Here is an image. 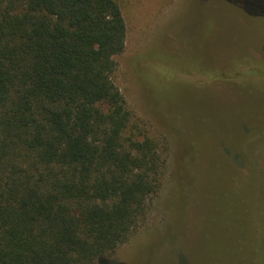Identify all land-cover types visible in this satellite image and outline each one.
Listing matches in <instances>:
<instances>
[{
	"label": "trees",
	"instance_id": "obj_1",
	"mask_svg": "<svg viewBox=\"0 0 264 264\" xmlns=\"http://www.w3.org/2000/svg\"><path fill=\"white\" fill-rule=\"evenodd\" d=\"M125 41L115 0H0V264H97L144 221L165 146L114 82Z\"/></svg>",
	"mask_w": 264,
	"mask_h": 264
},
{
	"label": "rangeland",
	"instance_id": "obj_2",
	"mask_svg": "<svg viewBox=\"0 0 264 264\" xmlns=\"http://www.w3.org/2000/svg\"><path fill=\"white\" fill-rule=\"evenodd\" d=\"M115 1L114 82L165 163L144 221L97 264H264V0Z\"/></svg>",
	"mask_w": 264,
	"mask_h": 264
}]
</instances>
